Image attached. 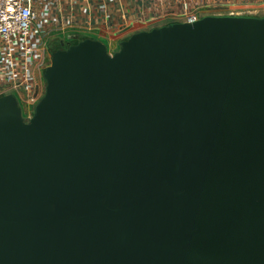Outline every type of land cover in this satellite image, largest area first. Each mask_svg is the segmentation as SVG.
I'll use <instances>...</instances> for the list:
<instances>
[{"label": "water", "instance_id": "water-1", "mask_svg": "<svg viewBox=\"0 0 264 264\" xmlns=\"http://www.w3.org/2000/svg\"><path fill=\"white\" fill-rule=\"evenodd\" d=\"M50 54L0 97V264H264V16Z\"/></svg>", "mask_w": 264, "mask_h": 264}, {"label": "built area", "instance_id": "built-area-1", "mask_svg": "<svg viewBox=\"0 0 264 264\" xmlns=\"http://www.w3.org/2000/svg\"><path fill=\"white\" fill-rule=\"evenodd\" d=\"M203 1L0 0V97L15 95L28 121L45 94L43 72L53 43L72 40L74 44L102 30L110 44H116L119 36L129 38L141 25L196 21L206 10ZM237 4L264 6V0H216L209 13L221 15L219 10Z\"/></svg>", "mask_w": 264, "mask_h": 264}, {"label": "rangeland", "instance_id": "rangeland-1", "mask_svg": "<svg viewBox=\"0 0 264 264\" xmlns=\"http://www.w3.org/2000/svg\"><path fill=\"white\" fill-rule=\"evenodd\" d=\"M220 13H227L229 15H255V16H264V6L260 4H237L234 6H229L227 9L219 10ZM233 13V14H231ZM50 43L51 41L48 40ZM103 43L108 46L109 51H117L120 47V41L116 44H110L108 39H103ZM50 60L46 61L47 63H51ZM36 106H33V111L35 110Z\"/></svg>", "mask_w": 264, "mask_h": 264}, {"label": "crops", "instance_id": "crops-1", "mask_svg": "<svg viewBox=\"0 0 264 264\" xmlns=\"http://www.w3.org/2000/svg\"><path fill=\"white\" fill-rule=\"evenodd\" d=\"M216 0H205V1H203L205 4V6H203L202 8H205L206 10H203V15L201 16V17H204V16H207V15H212L211 13H209V11H211L212 9H210V4H212V3H214ZM219 1H222V2H225V1H227V0H219ZM220 14V13H219ZM221 15H229V14H227V13H225V14H223V13H221ZM165 21H167L168 22V20H164L163 22H153V23H151V24H145V25H141V26H139V28L134 32V33H136V32H139V31H145V30H150V29H152V28H154V27H159V26H162V25H165L166 24V22ZM133 34V33H132ZM128 35H122V36H119L120 38L118 39V41L117 42H121V41H123L124 39H127L128 37H127ZM94 39H97V40H99V41H101V42H103V39H108L109 40V42H111L112 40L109 38V36H108V34L105 32V31H100V33L97 35V36H94L93 37Z\"/></svg>", "mask_w": 264, "mask_h": 264}, {"label": "flooded vegetation", "instance_id": "flooded-vegetation-1", "mask_svg": "<svg viewBox=\"0 0 264 264\" xmlns=\"http://www.w3.org/2000/svg\"><path fill=\"white\" fill-rule=\"evenodd\" d=\"M73 42H74V41H72V40H71V41H68V40L65 41V47H67V44H73ZM50 48H51V46L48 48V54H49V55H51V54H50ZM57 48H61L60 44H58V47H57Z\"/></svg>", "mask_w": 264, "mask_h": 264}, {"label": "trees", "instance_id": "trees-1", "mask_svg": "<svg viewBox=\"0 0 264 264\" xmlns=\"http://www.w3.org/2000/svg\"><path fill=\"white\" fill-rule=\"evenodd\" d=\"M78 42V41H77ZM75 43H76V41H75Z\"/></svg>", "mask_w": 264, "mask_h": 264}]
</instances>
